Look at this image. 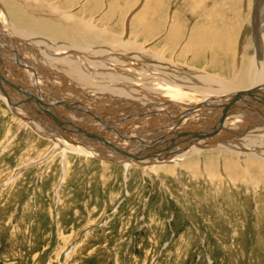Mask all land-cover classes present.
<instances>
[{
	"label": "bare ground",
	"instance_id": "obj_1",
	"mask_svg": "<svg viewBox=\"0 0 264 264\" xmlns=\"http://www.w3.org/2000/svg\"><path fill=\"white\" fill-rule=\"evenodd\" d=\"M63 1L0 0V72L8 73L0 99L13 114L65 155L125 171L203 169L208 181L221 167L228 187L260 194L264 16L255 55L244 66L211 15L185 32L181 19H172L167 31L135 26L124 16L112 24L87 2ZM63 87L76 93V108L57 103Z\"/></svg>",
	"mask_w": 264,
	"mask_h": 264
},
{
	"label": "rangeland",
	"instance_id": "obj_2",
	"mask_svg": "<svg viewBox=\"0 0 264 264\" xmlns=\"http://www.w3.org/2000/svg\"><path fill=\"white\" fill-rule=\"evenodd\" d=\"M86 2L112 24L124 16L167 31L174 19L185 32L211 15L244 66L264 16V0H77V7ZM259 40L264 47V29ZM0 75L6 83L8 73ZM61 90L57 103L76 108V93ZM104 162L65 155L0 99V264H264V188L259 197L250 187L232 189L221 167L208 181L203 169L125 171Z\"/></svg>",
	"mask_w": 264,
	"mask_h": 264
},
{
	"label": "water",
	"instance_id": "obj_3",
	"mask_svg": "<svg viewBox=\"0 0 264 264\" xmlns=\"http://www.w3.org/2000/svg\"><path fill=\"white\" fill-rule=\"evenodd\" d=\"M256 6H258V4Z\"/></svg>",
	"mask_w": 264,
	"mask_h": 264
}]
</instances>
